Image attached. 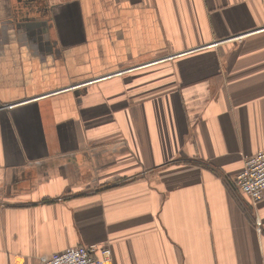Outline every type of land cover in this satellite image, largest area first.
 I'll return each mask as SVG.
<instances>
[{"label":"crops","instance_id":"1","mask_svg":"<svg viewBox=\"0 0 264 264\" xmlns=\"http://www.w3.org/2000/svg\"><path fill=\"white\" fill-rule=\"evenodd\" d=\"M262 148L264 0H0V264H264Z\"/></svg>","mask_w":264,"mask_h":264},{"label":"built area","instance_id":"2","mask_svg":"<svg viewBox=\"0 0 264 264\" xmlns=\"http://www.w3.org/2000/svg\"><path fill=\"white\" fill-rule=\"evenodd\" d=\"M233 184L251 206L264 200V148L246 158L242 170L235 174ZM108 256V248L78 244L51 252L41 264H103Z\"/></svg>","mask_w":264,"mask_h":264},{"label":"rangeland","instance_id":"3","mask_svg":"<svg viewBox=\"0 0 264 264\" xmlns=\"http://www.w3.org/2000/svg\"><path fill=\"white\" fill-rule=\"evenodd\" d=\"M170 54H171V53H170ZM9 105L12 106L13 104H11V103L9 102L8 104H5L4 106H7V107H8ZM60 197H61V198H64L65 196H59V197H57V198H60ZM244 201H245V203H246L247 205L251 206L250 204H248V203L246 202V200H244Z\"/></svg>","mask_w":264,"mask_h":264},{"label":"trees","instance_id":"4","mask_svg":"<svg viewBox=\"0 0 264 264\" xmlns=\"http://www.w3.org/2000/svg\"><path fill=\"white\" fill-rule=\"evenodd\" d=\"M55 199V198H54Z\"/></svg>","mask_w":264,"mask_h":264}]
</instances>
